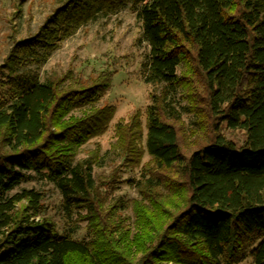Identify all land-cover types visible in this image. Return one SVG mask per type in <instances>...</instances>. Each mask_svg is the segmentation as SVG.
<instances>
[{
  "label": "trees",
  "instance_id": "obj_1",
  "mask_svg": "<svg viewBox=\"0 0 264 264\" xmlns=\"http://www.w3.org/2000/svg\"><path fill=\"white\" fill-rule=\"evenodd\" d=\"M131 9L150 50L143 79L152 102L115 126L105 160L140 168L139 197L109 202L94 174L115 107L110 84L39 70L62 41L98 16ZM183 110L195 116L186 127ZM242 129L237 146L223 134ZM144 129L146 146L142 148ZM145 152L149 160L142 164ZM102 157V158H103ZM41 175L61 191L89 238L42 214ZM264 264V0H61L38 31L15 41L0 65V264Z\"/></svg>",
  "mask_w": 264,
  "mask_h": 264
},
{
  "label": "rangeland",
  "instance_id": "obj_2",
  "mask_svg": "<svg viewBox=\"0 0 264 264\" xmlns=\"http://www.w3.org/2000/svg\"><path fill=\"white\" fill-rule=\"evenodd\" d=\"M61 0H0V65L8 56L15 41L34 35L47 17L59 5ZM149 46L143 39L142 23L131 9L122 10L108 16H98L95 20L80 28L74 35L61 42L48 61L39 70L44 78L72 77L80 84H89L100 77L108 78L110 84L100 96L99 105L115 107V114L108 129L99 136L90 139L77 156L83 160L97 153L99 160L94 165V174L103 179L112 176V184L105 183L102 194L109 202L116 199L127 201L129 208L122 215L134 218L133 200L139 197L137 188L131 180H138L140 168L124 166L122 160L103 157L115 142V126L120 121L127 122L140 111L145 127V111L151 104L153 87L146 84L142 74V64L149 53ZM177 107L182 113L186 127L195 126V116L183 110L184 102L177 98ZM223 134L237 146L244 144L245 131L228 129L223 125ZM144 129L142 148L146 146ZM103 157V158H102ZM149 160L145 152L142 164ZM22 188L36 189L43 193L42 214L51 218L59 227L74 228L78 240L89 238L87 222H78L77 213L67 216L63 205V196L58 187L41 175L23 183L14 192ZM240 264H254L252 256Z\"/></svg>",
  "mask_w": 264,
  "mask_h": 264
}]
</instances>
